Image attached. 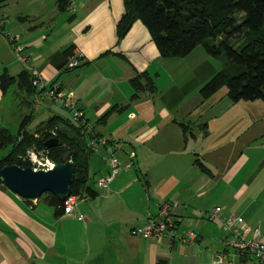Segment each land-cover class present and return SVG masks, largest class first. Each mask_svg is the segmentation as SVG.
<instances>
[{
  "label": "crops",
  "instance_id": "crops-1",
  "mask_svg": "<svg viewBox=\"0 0 264 264\" xmlns=\"http://www.w3.org/2000/svg\"><path fill=\"white\" fill-rule=\"evenodd\" d=\"M123 12V0H71L64 12L57 0H0L6 19L0 28V77L35 69L49 83L73 91L87 121L113 141L120 165L108 187L98 190L97 177L108 172L102 158L107 148L93 153L89 176L97 196L83 197L73 213L60 216L43 199L22 198L0 185V264H217L213 254L221 247V218L237 216L248 226L245 218L264 190V162L251 164L254 153L255 161L264 160V102H234L226 87L202 97L201 86L220 71L215 57L197 46L184 57L162 58L140 20L118 40L116 24ZM5 32L25 46L27 66L16 61ZM69 46L86 63L61 71L59 53ZM143 72L156 89L131 100L130 80ZM20 91L26 96L13 118L8 90L0 87V128L15 133L29 115V124L34 123L29 130L52 116L77 125L61 101L36 89ZM24 106L33 111H23ZM113 106L124 108L101 120ZM183 121L195 128L189 136L179 125ZM204 124L207 136L198 128ZM1 151L0 159L6 155ZM197 158L211 175L196 166ZM163 200L177 203L169 217L179 232L195 230L196 244L130 234L148 211L157 215ZM215 207H220L218 219L198 215ZM251 258L229 260L250 264Z\"/></svg>",
  "mask_w": 264,
  "mask_h": 264
},
{
  "label": "trees",
  "instance_id": "trees-1",
  "mask_svg": "<svg viewBox=\"0 0 264 264\" xmlns=\"http://www.w3.org/2000/svg\"><path fill=\"white\" fill-rule=\"evenodd\" d=\"M124 12L116 24L117 39L128 32L134 21L140 20L147 28L162 58H181L200 46L208 55L223 60V67L213 74L200 88L202 97L211 96L221 87L227 88L229 98L239 100H262L264 102V0H123ZM71 0H57L58 11H66ZM64 62L59 70L67 71L69 57L73 54L69 46L61 53ZM135 100L144 92H153L156 86L147 72L136 75L130 80ZM16 84L22 91H34L29 71L24 70L12 76L3 73L0 87L5 93ZM123 106L111 107L102 117L106 118ZM32 116L23 117L19 129L11 133L0 128V149L10 147L8 153L0 159V168L6 165L27 167L28 161L22 156L29 148L43 153L56 163H62L67 156L74 164V176L71 194L80 198L97 196L90 184L89 159L94 153L86 146L81 127L68 119L52 116L39 124L34 130L27 129ZM184 136L195 129L188 121L180 122ZM199 130L207 136V126L200 125ZM57 138L58 145L46 148L49 138ZM111 144H114L111 141ZM196 166L208 175L210 169L200 159ZM0 185L4 184L0 181ZM43 201L55 207V215L63 214L64 198L45 192Z\"/></svg>",
  "mask_w": 264,
  "mask_h": 264
},
{
  "label": "built area",
  "instance_id": "built-area-1",
  "mask_svg": "<svg viewBox=\"0 0 264 264\" xmlns=\"http://www.w3.org/2000/svg\"><path fill=\"white\" fill-rule=\"evenodd\" d=\"M5 21V17L0 14L1 29H3ZM5 35L11 43L16 60L22 65L27 66L29 58L24 52L25 46L19 41V37L17 35H10L8 32H5ZM82 59L83 56L81 53H73L68 59L66 68L71 70L77 67L78 64L82 62ZM29 73L31 75L32 86L38 90L41 95L62 102L71 119L81 127V133L86 139V146L90 150L96 153L100 148L102 150H106L107 148L102 158L108 165V172L105 175L97 177L95 183L98 190H105L120 171V165L114 155V149L110 142V138L108 136L99 135L95 131L93 125L87 121L76 105V97L73 91H66L60 89L54 83H49L38 70L32 69ZM108 149H111V151ZM21 159L23 161H28L30 163L29 167L33 170H47L53 167V160L48 158L43 151L34 148L27 149L25 155L22 156ZM81 199L80 196L74 194L66 196L62 203L63 214L73 213L78 201ZM175 206H177V203L173 200L159 201L157 215H153L148 211L146 213L147 218L145 222L131 229L130 234L153 239H162L166 237L169 241L175 240L180 244H196L198 240L197 232L191 229L179 232L176 222L169 217V211ZM219 212L220 207H215L208 212L199 213L198 215L204 219L213 220L219 218ZM77 218L84 219V216L79 214ZM220 221L223 232L220 238L221 247L214 251L213 254L217 264H233V261L229 260V257L231 256L232 258L235 255H251L255 264H264V243L260 240V232L257 229L252 230L237 216H227L221 218Z\"/></svg>",
  "mask_w": 264,
  "mask_h": 264
},
{
  "label": "water",
  "instance_id": "water-1",
  "mask_svg": "<svg viewBox=\"0 0 264 264\" xmlns=\"http://www.w3.org/2000/svg\"><path fill=\"white\" fill-rule=\"evenodd\" d=\"M82 61L78 66H82ZM57 138H49L44 146L51 148L58 145ZM74 176V164L67 156L62 163L53 161V167L47 170H33L31 167L6 165L0 168V181L10 191L26 199H39L45 192L57 198L71 194V183Z\"/></svg>",
  "mask_w": 264,
  "mask_h": 264
},
{
  "label": "rangeland",
  "instance_id": "rangeland-1",
  "mask_svg": "<svg viewBox=\"0 0 264 264\" xmlns=\"http://www.w3.org/2000/svg\"><path fill=\"white\" fill-rule=\"evenodd\" d=\"M14 57H15V55H14ZM15 59H16V57H15ZM223 63H224L223 60H221L219 58H214V64L215 65H218L219 64L220 65V70L223 67ZM25 96H26V94L24 92H21L20 89L18 88V86L16 84H14V85H12V86L9 87L8 92L6 94V97H7V101H10L13 104V106H11V112H13V114L11 115V117L15 118V114L14 113H16V114L19 113L17 111V108H18L17 106L22 105L21 104V101H22V99ZM29 100L31 101V98ZM19 110H20V107H19ZM22 110L23 111H28V112L33 111L30 108H26V106L22 107ZM34 115H35V119L36 120H40L39 119L40 117H37L38 116V113H34ZM33 126H34V123L33 122L29 124V128L30 129L33 128ZM6 149L8 150L9 147L6 148ZM6 149H2L1 153L2 154H6ZM251 158H254L253 161H251V164H253L252 165V168L255 167L256 164H262L264 162V160H263V161H259V163H258L257 159L255 161V153H254V155H251ZM243 160H245V158ZM91 183H92V180L90 179V184ZM222 195L224 196V193H222ZM221 198H223V197H221ZM247 204H245L244 207ZM245 219L247 221L248 226H250V228L252 230L257 229L260 232V236L263 237V241H264V190H263L262 194L259 196V198L257 199V201H255L254 204L249 209L248 215L246 216ZM249 263L250 264H252V263L255 264L253 257L251 258V260H249Z\"/></svg>",
  "mask_w": 264,
  "mask_h": 264
}]
</instances>
